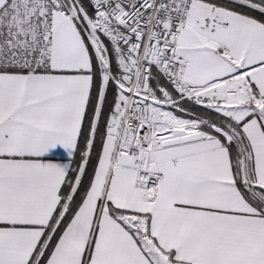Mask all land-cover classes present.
Returning a JSON list of instances; mask_svg holds the SVG:
<instances>
[{"label":"snow or ice","instance_id":"6c2138e0","mask_svg":"<svg viewBox=\"0 0 264 264\" xmlns=\"http://www.w3.org/2000/svg\"><path fill=\"white\" fill-rule=\"evenodd\" d=\"M0 264H264V0H0Z\"/></svg>","mask_w":264,"mask_h":264}]
</instances>
